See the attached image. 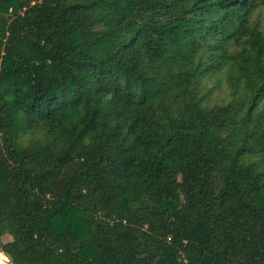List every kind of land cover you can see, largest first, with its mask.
<instances>
[{"label":"trees","instance_id":"obj_1","mask_svg":"<svg viewBox=\"0 0 264 264\" xmlns=\"http://www.w3.org/2000/svg\"><path fill=\"white\" fill-rule=\"evenodd\" d=\"M263 11L0 0V252L264 264Z\"/></svg>","mask_w":264,"mask_h":264},{"label":"rangeland","instance_id":"obj_2","mask_svg":"<svg viewBox=\"0 0 264 264\" xmlns=\"http://www.w3.org/2000/svg\"><path fill=\"white\" fill-rule=\"evenodd\" d=\"M260 18H261V20H262L263 27H264V11L261 13ZM223 96H224V95H222V96H220V97H223ZM216 98H218V97L215 96L214 99L217 100ZM2 241H3L4 243H7V242L11 241V238H10L9 236H7V237H5ZM32 264H42V261H41V260H37V261L33 262Z\"/></svg>","mask_w":264,"mask_h":264},{"label":"bare ground","instance_id":"obj_3","mask_svg":"<svg viewBox=\"0 0 264 264\" xmlns=\"http://www.w3.org/2000/svg\"><path fill=\"white\" fill-rule=\"evenodd\" d=\"M0 264H9V260L0 252Z\"/></svg>","mask_w":264,"mask_h":264},{"label":"water","instance_id":"obj_4","mask_svg":"<svg viewBox=\"0 0 264 264\" xmlns=\"http://www.w3.org/2000/svg\"><path fill=\"white\" fill-rule=\"evenodd\" d=\"M2 254L8 258V260H9V264H12V260H11V258H10L9 256H7V254H5V253H2Z\"/></svg>","mask_w":264,"mask_h":264}]
</instances>
